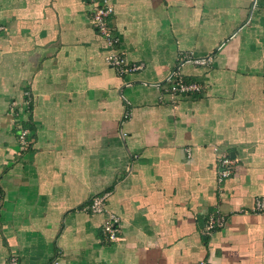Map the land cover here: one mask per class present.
<instances>
[{"label":"crops","instance_id":"crops-1","mask_svg":"<svg viewBox=\"0 0 264 264\" xmlns=\"http://www.w3.org/2000/svg\"><path fill=\"white\" fill-rule=\"evenodd\" d=\"M110 1L136 73L90 0H0V264H264V0ZM176 70L203 94L165 97ZM103 193L116 243L83 210Z\"/></svg>","mask_w":264,"mask_h":264},{"label":"built area","instance_id":"built-area-1","mask_svg":"<svg viewBox=\"0 0 264 264\" xmlns=\"http://www.w3.org/2000/svg\"><path fill=\"white\" fill-rule=\"evenodd\" d=\"M93 5L91 23L95 31L105 42L108 50L109 63L121 74H131L142 70V66L131 65L120 55L118 51L119 38L115 34L110 25V19L115 13V9L110 0H90ZM0 30H2L0 28ZM195 65L203 67L212 64V59H193ZM163 95L173 97L175 101L179 97L201 95L203 94V86L197 80L186 79L180 71L176 70L172 73L168 82L163 85ZM18 140L22 149H28L33 142L34 131L29 127H19ZM220 163V181L232 176L235 162L228 156L221 157ZM110 193H103L93 197L90 203L83 209L91 215H105L106 221L102 226V234L110 243H116L120 240V227L118 217L108 211V201ZM1 199V195H0ZM255 210L264 212V198L256 202ZM226 218L219 214H212L209 217L207 225V234L211 231L225 227ZM11 264H18L17 260L12 259Z\"/></svg>","mask_w":264,"mask_h":264},{"label":"rangeland","instance_id":"rangeland-1","mask_svg":"<svg viewBox=\"0 0 264 264\" xmlns=\"http://www.w3.org/2000/svg\"><path fill=\"white\" fill-rule=\"evenodd\" d=\"M17 126H18V129H19V127L22 126V124H20V122H18V125ZM24 150H26V149H24Z\"/></svg>","mask_w":264,"mask_h":264}]
</instances>
